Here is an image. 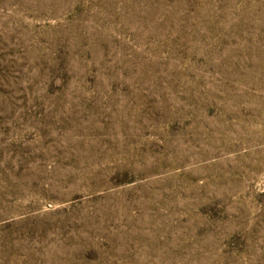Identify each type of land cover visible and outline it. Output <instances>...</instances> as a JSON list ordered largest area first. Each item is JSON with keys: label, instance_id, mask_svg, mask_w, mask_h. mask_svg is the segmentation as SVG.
I'll list each match as a JSON object with an SVG mask.
<instances>
[{"label": "rangeland", "instance_id": "374dc122", "mask_svg": "<svg viewBox=\"0 0 264 264\" xmlns=\"http://www.w3.org/2000/svg\"><path fill=\"white\" fill-rule=\"evenodd\" d=\"M0 264H264V0H0Z\"/></svg>", "mask_w": 264, "mask_h": 264}]
</instances>
